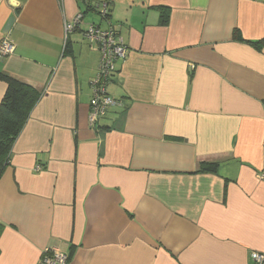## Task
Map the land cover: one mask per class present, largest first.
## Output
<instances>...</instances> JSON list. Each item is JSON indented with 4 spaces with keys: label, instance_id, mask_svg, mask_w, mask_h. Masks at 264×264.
<instances>
[{
    "label": "crops",
    "instance_id": "crops-1",
    "mask_svg": "<svg viewBox=\"0 0 264 264\" xmlns=\"http://www.w3.org/2000/svg\"><path fill=\"white\" fill-rule=\"evenodd\" d=\"M111 1L0 0V72L41 94L0 179V264H264V0ZM92 26L126 49L95 128Z\"/></svg>",
    "mask_w": 264,
    "mask_h": 264
},
{
    "label": "trees",
    "instance_id": "trees-1",
    "mask_svg": "<svg viewBox=\"0 0 264 264\" xmlns=\"http://www.w3.org/2000/svg\"><path fill=\"white\" fill-rule=\"evenodd\" d=\"M105 1L109 8V12L106 15L107 18L110 17L112 13V1L111 0H105ZM77 2L81 10L82 8L85 9L83 11H88L90 9L97 11L99 9L98 7L99 4L104 1L77 0ZM156 9L160 13V25L168 24L170 18V9L164 6H159ZM0 82H4L7 85L6 93L0 103V179H1L3 174L5 173V170L12 163L14 145L18 140V138L20 137L21 132L23 131L25 124L27 123L30 117L31 112L40 101L41 94L31 85L24 83L20 80H17L2 72H0ZM218 169H219V164H206L205 167L203 168V171L217 174ZM69 259L70 258L67 256V261H69Z\"/></svg>",
    "mask_w": 264,
    "mask_h": 264
},
{
    "label": "built area",
    "instance_id": "built-area-1",
    "mask_svg": "<svg viewBox=\"0 0 264 264\" xmlns=\"http://www.w3.org/2000/svg\"><path fill=\"white\" fill-rule=\"evenodd\" d=\"M99 4V13L106 18L109 12L108 5L105 0ZM82 16H79L75 23H79ZM67 25V30L74 29L76 24ZM74 27V28H73ZM88 37L92 41H98L102 52V59L98 74L92 81L93 97L90 105L89 124L91 127H98L101 121L108 115L109 111L117 105V102L107 94L106 85L116 72L115 66L118 59L125 57L126 49L121 36L117 35L115 29L111 28L107 31H101L92 26L88 31ZM15 47L8 39L2 40L0 43V58H6L14 54ZM255 261L261 262L264 257L259 254H253ZM39 264H67V256L59 252L46 251Z\"/></svg>",
    "mask_w": 264,
    "mask_h": 264
},
{
    "label": "rangeland",
    "instance_id": "rangeland-1",
    "mask_svg": "<svg viewBox=\"0 0 264 264\" xmlns=\"http://www.w3.org/2000/svg\"><path fill=\"white\" fill-rule=\"evenodd\" d=\"M94 17L98 19V17H97V16H95V15H94Z\"/></svg>",
    "mask_w": 264,
    "mask_h": 264
}]
</instances>
